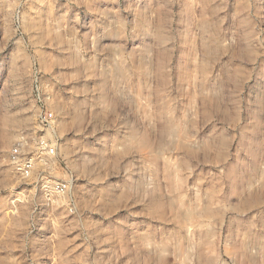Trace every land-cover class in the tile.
I'll return each instance as SVG.
<instances>
[{"label": "clouds", "instance_id": "1", "mask_svg": "<svg viewBox=\"0 0 264 264\" xmlns=\"http://www.w3.org/2000/svg\"><path fill=\"white\" fill-rule=\"evenodd\" d=\"M0 115L12 264H264V0H0Z\"/></svg>", "mask_w": 264, "mask_h": 264}, {"label": "rangeland", "instance_id": "2", "mask_svg": "<svg viewBox=\"0 0 264 264\" xmlns=\"http://www.w3.org/2000/svg\"><path fill=\"white\" fill-rule=\"evenodd\" d=\"M128 2H136V0H128ZM147 3V0H145ZM183 3L187 5L190 3V0H183ZM44 133L40 130L37 131V135H43ZM13 141H18V137L16 135L15 129L5 127V117L0 115V185L3 184L4 181L9 180L13 183L16 179H19L18 173L16 172L18 167L16 165L5 164L4 161H10V154L12 149L18 143H13ZM27 156H32V153L26 154ZM23 187V182H21L20 186L17 188V191ZM15 211V210H13ZM2 215V214H0ZM7 228V224L0 223V239L5 235V229ZM13 257L5 255L3 252H0V264H12Z\"/></svg>", "mask_w": 264, "mask_h": 264}, {"label": "built area", "instance_id": "3", "mask_svg": "<svg viewBox=\"0 0 264 264\" xmlns=\"http://www.w3.org/2000/svg\"><path fill=\"white\" fill-rule=\"evenodd\" d=\"M17 147H18V144H16V146H15L13 149H16ZM13 149H12L11 154H10V160L13 159V155H19L18 152L14 153V152H13ZM21 158L23 159V162H24L25 164H27L28 160H29L31 157H30V156H27V155H22ZM16 166L19 168V165H16Z\"/></svg>", "mask_w": 264, "mask_h": 264}]
</instances>
